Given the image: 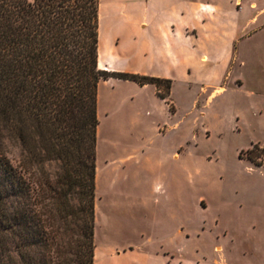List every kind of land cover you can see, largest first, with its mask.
I'll use <instances>...</instances> for the list:
<instances>
[{
	"label": "rangeland",
	"instance_id": "rangeland-1",
	"mask_svg": "<svg viewBox=\"0 0 264 264\" xmlns=\"http://www.w3.org/2000/svg\"><path fill=\"white\" fill-rule=\"evenodd\" d=\"M189 1L100 0L98 56L109 70L140 69L144 46L159 49L163 33L177 52L175 63L154 56V71L173 76L169 90L165 83L141 86L115 78L98 84L94 245L101 264L128 246L156 253L176 228L180 258L187 259L193 246L205 248L208 226L213 233L222 223L250 221L235 209L264 203V26L239 45L246 61L241 66L235 43L215 54L219 43H206L197 22L189 17L185 27L186 14L208 12ZM248 1L222 0V10L213 13L229 24L235 13L251 12ZM254 1L264 7V0ZM146 20L148 28L141 29ZM204 46H210L208 59L200 62ZM183 51L192 52V66ZM217 87L223 89L212 96ZM7 151L16 165L17 143H7Z\"/></svg>",
	"mask_w": 264,
	"mask_h": 264
},
{
	"label": "trees",
	"instance_id": "trees-1",
	"mask_svg": "<svg viewBox=\"0 0 264 264\" xmlns=\"http://www.w3.org/2000/svg\"><path fill=\"white\" fill-rule=\"evenodd\" d=\"M99 3L0 0V264H94L98 84L171 87L98 67Z\"/></svg>",
	"mask_w": 264,
	"mask_h": 264
},
{
	"label": "crops",
	"instance_id": "crops-1",
	"mask_svg": "<svg viewBox=\"0 0 264 264\" xmlns=\"http://www.w3.org/2000/svg\"><path fill=\"white\" fill-rule=\"evenodd\" d=\"M221 1L222 0H192L187 2L192 8H197L202 12H208H206L207 14H204V12L198 14V12L192 11L190 15L186 14V17L182 22L186 28H189L191 26V23L189 24V17H191L192 22H197L201 27L200 33L196 26V29L193 31L195 37H198V33H200V36L205 39L206 43L210 44L212 41L214 43H219V45H213L212 49L215 54L222 52L228 42L235 43L238 46L236 61H238L241 66H245V57L242 54L239 45L244 41L249 42L251 39H254L257 33L260 32V28L262 29L264 26V18L261 20V27L258 25L260 18L264 16V7L259 8L256 1L249 0L247 5L251 12L246 17H243L241 12L235 13V20L229 24H225L221 15L213 13L214 11L218 12L219 10H222L220 7L221 3H218ZM183 15L184 14H181L180 16L182 17ZM180 16H175V19H179ZM140 27L141 29L148 28V21H142ZM171 33L175 34V31L172 29ZM209 47H203L204 52L199 59L200 62H202L203 59H205L204 62L207 61ZM245 50L246 47L244 51ZM183 53H186L183 60L186 62L187 66H192V52L183 51ZM154 56H158L163 60H170L172 63L176 62L177 52L171 47L164 33L162 46L159 49H154V47L149 45L144 46L143 58L146 64L140 69L128 68L124 70H109L106 65L101 62L100 54L98 56V67L103 70L107 69L108 71L114 72L124 71L125 73L139 74L172 82L174 79L170 73L166 71H154ZM217 59L219 58H216L215 60ZM244 84L245 82H243V80L239 82V86H243ZM147 85L150 84H145L143 86ZM222 89V87L213 88L211 95L215 96ZM246 93L253 95L258 92L254 90H246ZM164 102H166V99ZM235 212L249 214L250 221H236L234 225H231V223L227 225L222 223L220 224V230L213 233L212 227L208 226L206 231L209 234V238L202 239L205 243V248L200 250L198 247L193 246L192 253L187 254V259L180 258L179 245L182 241H180L179 238V229L176 228L175 234L170 237V240L167 242L164 241L165 247L164 245L160 246V250L156 251V253H150V251L146 252L143 249H135L134 247L128 246L127 249L123 250L124 252H118L117 254L113 253L110 255L108 264H264V203L256 200V203L251 204L245 210L240 206L235 209ZM214 222L217 224V220ZM204 229L205 227H203L202 230ZM229 233H235L238 237L227 238ZM241 236L242 238H240ZM246 243H249V245ZM199 251L201 254L197 256L192 255L193 252L195 254L197 252L199 253ZM194 258L196 262L193 261ZM100 260L101 256L96 247L94 252V264H101Z\"/></svg>",
	"mask_w": 264,
	"mask_h": 264
},
{
	"label": "bare ground",
	"instance_id": "bare-ground-1",
	"mask_svg": "<svg viewBox=\"0 0 264 264\" xmlns=\"http://www.w3.org/2000/svg\"><path fill=\"white\" fill-rule=\"evenodd\" d=\"M100 60H101V62H102V56H101V59H100ZM203 60H204V59H203ZM99 64H100V63H99Z\"/></svg>",
	"mask_w": 264,
	"mask_h": 264
}]
</instances>
